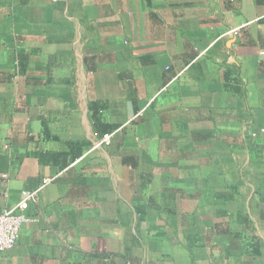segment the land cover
I'll return each instance as SVG.
<instances>
[{
  "label": "crops",
  "instance_id": "0c3cea01",
  "mask_svg": "<svg viewBox=\"0 0 264 264\" xmlns=\"http://www.w3.org/2000/svg\"><path fill=\"white\" fill-rule=\"evenodd\" d=\"M263 52L264 0H0V264H264Z\"/></svg>",
  "mask_w": 264,
  "mask_h": 264
},
{
  "label": "built area",
  "instance_id": "2783aa9c",
  "mask_svg": "<svg viewBox=\"0 0 264 264\" xmlns=\"http://www.w3.org/2000/svg\"><path fill=\"white\" fill-rule=\"evenodd\" d=\"M232 33L237 34V31L233 30ZM262 55H264V52ZM111 137V134L104 135L102 140L98 142V146L108 145L110 143ZM54 180L55 178L44 180L42 188ZM38 193L39 190L24 191L22 193L21 200L14 209L4 210L0 213V254L10 251L18 243L21 230L29 220L25 216L24 211L28 209L31 202L37 201Z\"/></svg>",
  "mask_w": 264,
  "mask_h": 264
}]
</instances>
